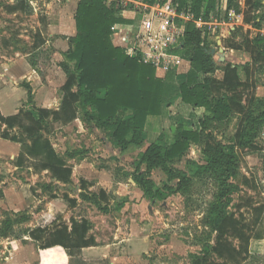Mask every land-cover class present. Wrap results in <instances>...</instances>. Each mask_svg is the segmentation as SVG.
I'll list each match as a JSON object with an SVG mask.
<instances>
[{"label": "rangeland", "instance_id": "obj_1", "mask_svg": "<svg viewBox=\"0 0 264 264\" xmlns=\"http://www.w3.org/2000/svg\"><path fill=\"white\" fill-rule=\"evenodd\" d=\"M25 1L29 5L28 11L8 12L5 5L12 4L14 0H0V72L6 74L14 72L18 75L23 74L24 68L27 67L33 73L36 70L35 75L38 74L39 80L42 78L46 85L47 76L51 75L50 89L53 95L50 105L55 107L56 104L62 103L64 96L62 86L66 82V78L61 77V72L64 75L65 73L55 52L57 49L61 51L64 59L63 50L69 46L67 37L74 33L72 18L75 16L78 0H42L39 3L35 2V8L28 2L29 0ZM261 12L253 17L254 22L262 19L261 28L255 27L248 34L239 29L233 40L241 43L245 38L255 36L264 30V10ZM221 18L227 19L225 15ZM205 29L209 38V34L216 35L219 28L213 26L212 29L209 27ZM214 55L220 67L215 73L217 78L223 75L224 61L234 66L246 67L241 71L243 79L247 82V87L242 89L248 94L246 106L253 102V95L264 97V64L260 66L253 62L251 55L243 48L234 51L224 50L225 60L221 59L218 50ZM31 62H35V66ZM168 73L177 83L186 78L179 77L174 69ZM255 80L253 88L251 81ZM17 82L23 86L17 88L18 96L27 97V80L23 77ZM0 86L2 92L11 90L9 92H13L14 95L10 84ZM36 87L40 88L43 85L39 81ZM40 92L43 99L48 97L43 96L42 90ZM35 93H38V90ZM33 103L38 104L36 100ZM45 104L46 101H42L40 105ZM202 112L203 109H194L180 98L176 99L171 106L165 107L161 115L148 117L144 144L125 151L109 142L106 139L108 133L102 129L89 128L80 121L67 126L49 121L39 140L44 142L43 140L47 138L52 149L71 166H74L72 163L74 160L70 155L75 152V161H81L75 170L74 179L72 175L71 182H61L66 184L61 186L55 182L50 172L37 174L35 168L30 170L23 167L24 165L16 169L14 159L7 157L0 171V220L5 218V210L24 212L30 219L16 225V229L43 225L45 227L43 236L55 232L64 225L71 229L74 223L80 226L85 223L87 232L84 238H91L94 245L76 250L72 255L70 251L63 252L60 247L41 250L40 245L33 240L28 244L26 240L16 239L26 245L25 251L23 247L20 254V245L14 242V238H0V264H194L195 256L204 254L203 244L210 228L203 223L202 211L212 200L215 185L208 180L194 177V187L189 192L168 193L163 188L168 178L167 174L159 169L153 170L151 178L155 188L162 191L164 197L152 201L144 195L133 179L126 177L123 172L133 171V162L139 159L140 152L145 149L144 145L156 140L161 133L170 138L176 124L181 121H186L187 126L194 125ZM241 118L242 115L235 114L228 121L216 124L211 128L209 141L212 144L218 141L227 144L233 142ZM16 135L22 141L26 139L18 131ZM23 144L24 151L27 145ZM200 150L196 145L192 146L189 153L175 161L171 168L195 172L198 165L205 162ZM238 153L240 169L232 181L231 207L227 208V212H234L240 226L252 234L251 251L264 256V209L261 214H257V210L264 207V128L255 141L254 149L241 148L238 149ZM50 184L54 185L53 190L50 189ZM101 190L106 191V197L101 196V204L108 206V211L80 197L82 191L100 193ZM49 203L53 205L49 206ZM257 217L259 223L254 226ZM140 229L146 233L143 244L139 238ZM225 239L235 243V239L229 235L225 236ZM215 242L216 235L211 238L209 244L214 245ZM263 262L264 258L260 262L246 261L244 264ZM206 264H223V261L209 255Z\"/></svg>", "mask_w": 264, "mask_h": 264}, {"label": "trees", "instance_id": "obj_2", "mask_svg": "<svg viewBox=\"0 0 264 264\" xmlns=\"http://www.w3.org/2000/svg\"><path fill=\"white\" fill-rule=\"evenodd\" d=\"M219 1L162 0L177 4L179 11L188 9L195 19L203 16L208 21L219 13ZM252 6L261 8L262 0H255ZM5 8L8 12H26L29 5L25 0H14L12 4H6ZM231 9L237 14L242 13L239 0H227V10ZM120 10L117 1L78 0L74 16L76 34L68 38L69 48L64 52V60L59 63L66 75L60 107L48 109L32 105L34 108L21 109L16 115L0 114L1 123L7 126L2 137L21 141L17 135L9 132V128L17 127L19 133L31 141L26 152L38 160L37 166L48 169L53 179L70 183L73 167L52 149L47 138L44 142L39 140L49 121L67 126L81 119L89 128L106 131L108 139L125 151L144 144L148 117L161 115L163 109L171 106L176 99L180 98L194 109H203L192 127H186L181 121L176 124L170 138L164 133L159 134L140 152L139 159L133 162V171L123 174L131 177L152 201L164 197L162 191L155 188L151 178L153 170L159 169L167 174L163 188L168 193L189 192L194 187V177L210 181L215 185V194L202 211L203 223L210 231L203 244L204 254L196 255L194 264H206L209 255L218 257L223 264L260 262L264 256L254 254L250 249L252 234L240 226L235 213L227 212V208L231 207L232 181L240 169L238 149H254L255 141L264 128V97L253 95V102L249 106L245 105L248 94L242 89L247 87V82L240 76L245 66H234L224 61L223 77H215L220 67L211 53L212 44L207 33L204 34L195 21L187 22L184 44L180 48L183 59L191 64L185 80L177 83L170 75L159 77L153 65L143 62L140 56L131 55L124 47L114 45V25L127 23L121 17ZM258 14L249 18L246 12V20L254 22L253 17ZM261 23L260 18L253 25L261 28ZM239 29L236 27L232 31L231 37L227 39L228 46L237 50L243 48L251 55L253 62L263 65L264 32L247 37L240 43L233 40ZM31 64L35 66L36 63ZM251 83V86H255L256 80ZM26 91L27 102L32 104L34 94L29 83H26ZM235 114L242 115V118L233 142L227 144L218 141L212 144L209 141L211 128L228 121ZM194 145L201 149L205 162L199 164L193 173L172 169L171 165L184 158ZM74 156L75 152L70 155ZM22 159L20 155L19 160ZM53 186L50 184V189L53 190ZM106 195L104 190L100 193H80L84 201L108 211L109 207L101 204V196ZM263 209V206L260 207L257 214H261ZM4 215L5 218L0 220V238L12 237L24 241V237L29 236L40 245V249L62 246L72 255L76 250L94 245L91 238H84L87 232L85 223L82 226L74 223L71 229L64 225L43 236L45 227L42 226L16 229V225L30 219L26 213L5 210ZM254 223V226L259 223V217ZM215 235V244H209ZM228 235L235 239V243L225 239Z\"/></svg>", "mask_w": 264, "mask_h": 264}, {"label": "crops", "instance_id": "obj_3", "mask_svg": "<svg viewBox=\"0 0 264 264\" xmlns=\"http://www.w3.org/2000/svg\"><path fill=\"white\" fill-rule=\"evenodd\" d=\"M42 1V0H40ZM147 2H152V0H145ZM255 0H239L240 4H241V9H242V13L240 14H237L235 12V15L233 16H229L228 15V12H221L219 9L220 7H218V14H214L212 16V19L210 20V22H212V25L211 27L209 26H205V28L209 27L210 29L213 28V26H216L218 29V32L216 35L212 36L209 34V42H211L212 44V47L216 48V50L219 51V53L221 54V49L223 50V53H224V50H232L234 51L235 49L231 48L228 46V43H227V39L231 36V33L233 30H235L236 27H239L240 30H244V32H246L247 34L249 33L250 30L254 29L255 26L253 25V21H249V20H246V12L247 14L249 15L248 17L250 18L251 15L253 14H258L259 12H261L262 10H264V0H262V3H263V6L261 8H255L253 7V3H254ZM78 3V1H77ZM77 3H76V6H75V9L77 8ZM45 4V3H44ZM36 10V9H35ZM137 10V9H136ZM134 10V9H127V10H122L121 12V17H123L125 20H127V23H119V24H116L115 27H114V30H113V34H112V41L114 43V45L116 46H121V47H124L125 48V40L127 38H129V34L128 32L132 29V24L134 22V18L135 17H138L137 15V11ZM228 11V10H227ZM222 15H225L227 17V19H223L221 18ZM215 17V19H213ZM204 28V34L207 33V30ZM216 30V29H215ZM72 31L74 33H72L71 36H74L76 34V26H75V18L73 16L72 18ZM263 32V31H261ZM69 36V37H71ZM251 36V35H250ZM67 37V38H69ZM47 41V40H46ZM57 43V42H56ZM220 46V47H218ZM218 47V48H217ZM69 48V46H68ZM68 48L66 50H63L64 52L68 50ZM63 52V53H64ZM62 52L59 51L58 49L56 50L55 52V55H58L57 59H58V62L60 63L61 61H63L64 59L62 58ZM222 58V57H221ZM191 67V64L189 61L187 60H183L181 62V65L180 67L176 70L179 77H186V74L187 72L189 71ZM24 73L23 74H16L14 72H11L9 74H6L5 72H0V85H8L10 84L13 91H14V95H13V92L10 93L9 91H3L0 90V114H2L3 116H12V115H16L17 113H19V111L21 109H27L28 107H31L32 105H34L33 103L31 104H26L27 102V97H19L18 96V92L19 90H17L18 87H23L22 85L20 86L19 83L17 82L19 78H25L27 80V83H29L33 89V94H34V102L35 100L38 102V104H36L35 106L37 107H42V108H48V109H58L59 106H60V103L56 104L55 107H52L50 104H52V92H51V89H50V85H51V82H50V79L52 78L51 75L47 76V82H48V85H46V83L43 81V79L41 78L40 79V76L35 75V72L36 70L34 71V73L32 72V70L30 71L29 68L25 67L24 68ZM57 73L58 70H56ZM242 71V70H241ZM240 71V76L241 78L243 79V75H242V72ZM62 74V76H61ZM60 76L63 77V79L66 78V76L61 72ZM169 73L163 70H158L157 71V75L159 77H166ZM223 77V75L221 77H219V79H221ZM46 78V77H45ZM14 81V82H13ZM39 81H40V84L43 85V87H36V85L39 84ZM2 86H0V89H1ZM45 89V91L43 90ZM38 90V93H35L36 91ZM43 91V96L46 97V95L48 96L46 99H43L40 95H42V93L40 91ZM18 98H17V96ZM36 94V96H35ZM16 96V97H15ZM26 96H27V91H26ZM51 96V97H49ZM179 99V98H178ZM42 101H46L47 104L41 106V102ZM25 103V105H23ZM40 103V104H39ZM40 105V106H39ZM6 110H10L9 112H7ZM165 110V108L163 109ZM76 121H80L82 123V120L81 119H77L75 120L74 122ZM57 123V122H56ZM185 124L186 127H192V126H187L186 125V121L183 122ZM7 128L6 124L5 123H1L0 121V171L2 170V165H3V161L4 159H6L7 157L11 158V159H14V166L15 168H22L23 167H26L30 170L34 169L35 168V172L37 174H41V173H49V170L48 169H40L38 166H37V159L33 158V156L29 155L27 152H26V149L23 151L22 150V144L25 143V145H27V147H29L31 145V141L30 140H26L24 139V141H14V140H11L10 138L9 139H5L2 137V132ZM17 127H14V128H9V132L10 134L12 135H16L17 134ZM19 133V131H18ZM159 136V135H158ZM157 136V137H158ZM108 139V138H106ZM145 139H146V135H145ZM109 142H111L109 139H108ZM145 142V140H144ZM24 145V144H23ZM149 145V144H148ZM148 145H144V147L146 148ZM23 156V159L22 160H19V157ZM72 160H74L73 165V179H74V176H75V170H77V168L80 166V161L81 160H78V161H75V157H70ZM18 161H22V163L20 164ZM50 177V175H49ZM51 181V177L49 178ZM132 180V179H131ZM56 183H58V185H61V186H66V184L64 183H61L60 181H56ZM120 183V182H119ZM122 184V183H121ZM69 185V184H68ZM143 195V194H142ZM50 205L49 206H52L53 203H49ZM146 225V223H145ZM42 227H44L43 225H41ZM146 233L144 232V230H141L140 229V241H141V244H143L146 240ZM26 241V243L29 244V242H31V238L29 236H25L24 237ZM142 238V240H141ZM18 240V239H17ZM16 239H14V242L15 243H18V245H22L21 247L19 246V249H20V254L22 253V249L24 247V251H25V247L26 245H24V243H21L19 241H17ZM55 247H60L61 250L64 252L65 249L62 247V246H55ZM52 248V247H51ZM90 248V247H88ZM49 249V248H48ZM85 249V248H84ZM41 250H46V249H41ZM18 253V252H17ZM15 254V252H14Z\"/></svg>", "mask_w": 264, "mask_h": 264}, {"label": "built area", "instance_id": "obj_4", "mask_svg": "<svg viewBox=\"0 0 264 264\" xmlns=\"http://www.w3.org/2000/svg\"><path fill=\"white\" fill-rule=\"evenodd\" d=\"M39 1L28 2L35 8V2ZM114 1H117L123 10L137 9L138 17L133 19L132 29L128 32L129 38L125 40V49L129 50L131 55L140 56L143 62L153 65L157 71L163 70L165 73L177 70L184 60L180 48L187 22L195 21L203 33L205 26L212 25V22L203 16L195 19L194 14L188 9L179 11L178 5L171 2L107 0L108 3ZM218 7L221 12H228L229 16L235 15L233 9L227 11V0H220Z\"/></svg>", "mask_w": 264, "mask_h": 264}, {"label": "water", "instance_id": "obj_5", "mask_svg": "<svg viewBox=\"0 0 264 264\" xmlns=\"http://www.w3.org/2000/svg\"><path fill=\"white\" fill-rule=\"evenodd\" d=\"M183 44H184V42L182 41V43H181V47L183 46ZM215 52H216V48H212V50H211V53L212 54H215ZM221 59L222 60H225V57L223 56V50L221 49Z\"/></svg>", "mask_w": 264, "mask_h": 264}]
</instances>
